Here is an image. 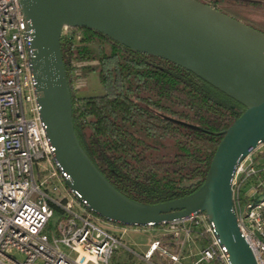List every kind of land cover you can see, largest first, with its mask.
<instances>
[{
	"label": "water",
	"instance_id": "water-1",
	"mask_svg": "<svg viewBox=\"0 0 264 264\" xmlns=\"http://www.w3.org/2000/svg\"><path fill=\"white\" fill-rule=\"evenodd\" d=\"M32 30L30 57L39 116L67 186L101 217L126 226H157L204 212L231 264H256L240 230L232 178L264 141V32L202 0H19ZM89 28L180 65L245 106L226 130L202 186L158 204L121 193L82 147L62 52L64 27Z\"/></svg>",
	"mask_w": 264,
	"mask_h": 264
},
{
	"label": "built area",
	"instance_id": "built-area-1",
	"mask_svg": "<svg viewBox=\"0 0 264 264\" xmlns=\"http://www.w3.org/2000/svg\"><path fill=\"white\" fill-rule=\"evenodd\" d=\"M64 37L78 39L80 32L66 26ZM32 43L20 1L0 0V264H110L120 249L145 264H231L215 224L204 212L165 224L138 253L126 236L152 226L107 220L67 186L71 176L56 159L39 116L30 64ZM82 79L73 72L76 94ZM260 159L264 141L239 162L232 178L238 223L256 264H264ZM59 185H65V191Z\"/></svg>",
	"mask_w": 264,
	"mask_h": 264
},
{
	"label": "trees",
	"instance_id": "trees-1",
	"mask_svg": "<svg viewBox=\"0 0 264 264\" xmlns=\"http://www.w3.org/2000/svg\"><path fill=\"white\" fill-rule=\"evenodd\" d=\"M77 30L80 38H62V52L75 130L93 163L137 202L158 204L197 191L245 106L165 58L94 29ZM73 72L80 78L98 72L104 93H74Z\"/></svg>",
	"mask_w": 264,
	"mask_h": 264
},
{
	"label": "rangeland",
	"instance_id": "rangeland-1",
	"mask_svg": "<svg viewBox=\"0 0 264 264\" xmlns=\"http://www.w3.org/2000/svg\"><path fill=\"white\" fill-rule=\"evenodd\" d=\"M206 1V0H203ZM217 4L216 6L219 10L224 13L246 23L248 25L254 26L260 31L264 32V0H214ZM82 85L78 91L82 96H91L104 93V88L100 82L98 72H92L87 77L82 79ZM258 163L264 164V159H260ZM61 191H65V185H59ZM57 220V216L54 218V221ZM163 228L151 229L145 228L143 232L136 233L130 232L126 236L127 242L131 247L138 253H142L147 249V245L150 240L160 234ZM66 251L68 249L64 248ZM195 252L198 251L194 249ZM72 257H75L74 252L71 253ZM110 264H145L139 258L132 256L124 249H120L119 253L116 254Z\"/></svg>",
	"mask_w": 264,
	"mask_h": 264
},
{
	"label": "flooded vegetation",
	"instance_id": "flooded-vegetation-1",
	"mask_svg": "<svg viewBox=\"0 0 264 264\" xmlns=\"http://www.w3.org/2000/svg\"><path fill=\"white\" fill-rule=\"evenodd\" d=\"M203 1V0H202ZM204 2H208V4H211L212 6H214V7H216V8H218L216 5L217 4H215V3H218V2H214V0H206V1H204ZM219 9V8H218ZM254 27V26H253ZM257 29V28H256Z\"/></svg>",
	"mask_w": 264,
	"mask_h": 264
},
{
	"label": "crops",
	"instance_id": "crops-1",
	"mask_svg": "<svg viewBox=\"0 0 264 264\" xmlns=\"http://www.w3.org/2000/svg\"><path fill=\"white\" fill-rule=\"evenodd\" d=\"M128 235H129V234H128ZM128 235H127V236H128Z\"/></svg>",
	"mask_w": 264,
	"mask_h": 264
}]
</instances>
